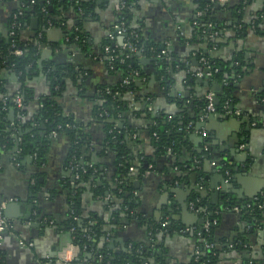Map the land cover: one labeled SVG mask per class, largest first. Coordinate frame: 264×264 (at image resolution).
Masks as SVG:
<instances>
[{
  "label": "crops",
  "instance_id": "crops-1",
  "mask_svg": "<svg viewBox=\"0 0 264 264\" xmlns=\"http://www.w3.org/2000/svg\"><path fill=\"white\" fill-rule=\"evenodd\" d=\"M92 1L90 12L85 16L73 8L54 11L51 7V12L47 11L46 16L53 12L59 25L47 22L48 25L43 26L36 16H31L23 25L21 37L31 41L32 35L36 34L38 60L44 53L42 66L50 64L54 54L64 53L67 60L75 58L76 65L70 67L79 75L78 80L76 82L72 77H65L62 89L54 100L63 115L72 118L83 128L85 142L79 149L78 163L85 168H94V173L98 170L100 175L82 184L79 189H69L72 145L59 134L52 137L39 165L30 155L19 165L14 160L13 152L2 154L0 193L12 196V201L23 206V210H16V218H6L10 229L4 234L0 246L1 264H45L50 260L51 264H63L55 258L62 251L57 250L62 241L71 243L64 224L69 216L68 205L72 198L78 203L81 217L101 223L104 235L98 243V250L105 245L113 254H120L125 252V245H159L157 250L162 254L164 264H191L197 245L193 232L202 228L200 220L204 222L201 211L190 208L192 194L196 193L209 201V194L214 190L222 191V185L230 186L226 192L238 191L246 200L247 196L254 199L264 194V103L258 98L264 92V14H260L264 0H226L224 3L238 5L235 6L238 18L234 19L228 10L219 11L216 16L221 21V31L204 38L199 47L208 52L213 61L230 71V82H221L220 92L228 89L233 111L227 115L215 114L211 123L200 115L196 107L206 94L215 95V90L214 82L197 76L200 70L195 52H192L196 46L187 43L195 9L193 1H138L131 27L140 32L143 40L157 48L162 45L163 52L170 55V64L174 63L175 67L170 71V83L162 85L155 75V60L141 57L152 59L147 64H141L139 59L144 76L135 81L133 90L119 97L126 111L118 127L126 133L127 130L135 132L127 133L125 139L126 147L131 149L128 150L129 155L134 159L140 155L153 157L154 167L141 175L136 173L135 168L130 171L127 179L132 185L135 210L131 213L133 216L120 217L116 221L113 214L116 206L112 200L119 181L114 154L106 150L102 152L105 131L92 114L94 96L99 88H111L120 82V76L111 73L103 62L100 54L102 41L112 38L114 46L118 47L122 45L124 37L117 34L119 0ZM19 7L18 0H0V41L9 36V19ZM32 19L37 20L35 30L31 26ZM75 31L83 35L85 49L69 41V34ZM71 46L78 51L75 52ZM79 81H83L82 86L78 84ZM22 84L29 93L26 118L30 119L37 112L39 101L50 96L52 86L40 70L33 71L22 82L15 74L6 73L0 81V108L3 92L13 94ZM8 111L4 121L12 126L17 116L14 112L10 120ZM235 111L240 116H235ZM147 112L186 119L188 124L183 135L185 146L175 153L168 150L165 155L154 157L155 151L145 130L150 123ZM203 133L206 137H202ZM231 148L233 154L231 162H228ZM195 149L204 151L199 171L197 166L200 162L196 159L198 154L194 152ZM212 151L221 152L231 168L230 174L227 172L226 175L225 172V176H222L218 169L206 162L205 156ZM34 178H38L40 187L32 194L29 188ZM135 182L138 185L135 186ZM96 188L103 193L99 195ZM230 197L235 200V196ZM218 201H222V196ZM166 213L191 231L169 236L158 234V241L154 245L156 238L151 235L148 223L161 221ZM239 218V213L233 209L219 218L217 235L221 239L236 240L243 236L247 241L242 245L243 250L230 249V245L217 264H264V211L254 231ZM89 256H86L87 259H90ZM71 264L93 262L73 261Z\"/></svg>",
  "mask_w": 264,
  "mask_h": 264
},
{
  "label": "trees",
  "instance_id": "trees-1",
  "mask_svg": "<svg viewBox=\"0 0 264 264\" xmlns=\"http://www.w3.org/2000/svg\"><path fill=\"white\" fill-rule=\"evenodd\" d=\"M18 1L20 7L9 19V33L13 23L18 24L19 27L14 29L13 36L9 34L5 40L0 41V81L3 80V75L6 73H13L17 76L19 81L22 82L33 71L40 70V73L46 77V80H48L52 86V93L50 96L39 101L37 112L33 117L28 119L26 118V105L29 101V93L25 90L23 84L18 88L17 92L13 94L8 95L3 92L2 96H4L7 101L5 105L2 103L1 108L4 110L0 108V157L2 154L13 152V157H15L14 160L20 165L26 156L35 155V164L39 165L40 162L43 161L46 149L52 140L51 134L56 132L71 142L72 151L69 160L73 159L82 168V170L77 172L79 175L78 179H75V174L72 173V179L68 185V188L71 190L79 189L82 184L89 183L92 178L100 174L97 169V172L94 173V168H85L78 163V152L85 142L83 128L72 118L63 115L54 100L62 89L64 78L72 77L73 80L77 82V76L79 75L76 74L70 66L58 67L56 70H53V65L50 63L45 66L41 65V68H39L38 45L36 44L37 36L33 34L31 41L23 40L21 31L26 20L31 16H36L43 26H47V22L51 25H59V21L56 20L57 18L53 15V12L46 16L48 7H52L54 11H64L68 8H73L74 11L85 16L90 12V4L93 3V1ZM138 1L139 0H119L118 2V27H123L125 29L122 45L118 47L114 46L113 40L109 38L102 41L100 54L104 58L103 62L111 73L120 76V82L118 85L111 88H99L94 96L95 104L92 114L94 119L101 124L105 131L102 152L106 150L114 154V166L119 181L117 188L113 192L112 200V204L116 206L113 211L115 221L120 217L128 218L135 210L132 185L129 179H127L130 171L135 168L137 170L136 173L141 175L149 169L152 170L154 167L153 157H141L140 155V157L134 159L129 155L131 149L126 147L125 139L128 134H134L135 132L127 130V134L123 129L118 127V122L124 118L126 111L119 101V97L133 90L135 81L144 76L145 73L140 68L139 64V59L141 57L145 56L155 60V75L162 85L170 83V71L175 67L174 63L170 64L169 53L164 52L163 54V51H160L156 45L143 40L140 32L131 27L133 12ZM192 1L195 5V9L193 10L191 31L187 43L196 46L192 48V52H195L194 57L198 62V70L202 72L205 71V66L200 62L201 58L206 59L212 67V76L208 79L214 82L213 85H218L220 88L218 92H215V94L218 95L215 112L219 115H227L226 113L229 112L231 105V98L229 97L228 89L224 88L223 91L220 92V90H222L220 83L225 81L228 84V82H230L229 68L213 61L209 53L199 47L203 44L204 38L221 31L222 24L218 16H216L218 12L228 10L232 14V17L236 19L238 18V14L236 13L235 6L238 5L233 3H218L216 1L208 2L206 0ZM121 6L123 7L121 8ZM197 13H200V16H197ZM260 14H264V4ZM256 27L257 23L254 25L255 29ZM75 37H77V40H75ZM69 41L73 42L75 46L85 49V39L81 32L75 31L69 34ZM128 45L134 47L136 51L130 52ZM209 46L211 47V45ZM105 47H109L108 53L105 52ZM15 50H20L22 55H14ZM113 56L117 58L111 61L110 58ZM135 73H137V75H135ZM124 80H127L128 84L123 85L122 82ZM78 84L82 86L83 81H79ZM106 90H109V94ZM115 93L118 94L115 95ZM16 94H20L23 99L24 108L21 111L16 110L13 105L9 103V99ZM258 98L264 103V92H262ZM226 104L228 105L227 107H225ZM196 107L200 115L204 114V109L206 107L205 100L197 102ZM10 109H13L17 116L12 126L7 125L4 121L5 113ZM100 115L102 116L100 117ZM147 117L150 123L146 126L145 130L155 151L154 157L165 155L168 150L175 153L181 146V148L185 146L183 135L185 134V128L188 124L186 119H177V117L170 118V116L163 114L154 115L150 112H147ZM202 137H206V135ZM16 147L17 150L15 151ZM197 154L198 156H196V159L200 162L197 166L199 171V167L203 161L204 151ZM215 160L218 163L216 169H218L222 176H225V172L231 173L229 172L231 168L225 159L219 158ZM33 181L34 183L29 189L32 194H35L37 190H39L40 185L38 178H34ZM96 192L99 195L103 193L100 188H96ZM189 201L201 211V216L204 221L208 220L211 222L214 219L217 221V224L211 226L207 231L201 230L200 228L194 230L193 233L197 241L196 250H198V258H193L191 264H217L219 257L228 250L230 245L232 247L230 249L233 250L244 249L242 245L246 244V237L240 236L236 240L226 241L217 235L221 214L231 211L234 207H238V213L240 215L239 220H242V222L244 221V223L251 228V231H254V229L259 226V219L264 211V194L257 196L256 199L244 200L238 204L231 199L230 195L225 194L222 197V206L211 204L207 199L201 198V196L196 193L190 196ZM261 204L263 205L262 208L259 207ZM68 206L69 216L64 226L70 234V242L79 250L78 262H100V264H164L162 254L157 250V248L160 247L159 245L154 247H139L135 245L128 247V245H125V252L120 254H113L105 245L98 250V243L104 235L101 229V223L93 219L81 217L79 206L75 198L70 199ZM74 217H76L77 220H73ZM164 222H166L167 225L165 228H161V224ZM148 226L154 239L158 234L169 236L179 233L180 230L184 229L180 223L171 218L170 213H166L164 218L157 223L149 222ZM243 226L242 224L241 227ZM156 241H158L157 238L154 245ZM205 242L210 247L206 248L204 246ZM88 254L92 255L90 259L86 257ZM99 256L101 260H99Z\"/></svg>",
  "mask_w": 264,
  "mask_h": 264
},
{
  "label": "built area",
  "instance_id": "built-area-1",
  "mask_svg": "<svg viewBox=\"0 0 264 264\" xmlns=\"http://www.w3.org/2000/svg\"><path fill=\"white\" fill-rule=\"evenodd\" d=\"M16 1V0H14ZM211 1H216L218 3H224L226 0H211ZM123 6H121L122 8ZM197 16H200V13H197ZM19 25L16 24V23H13L12 26H11V31H10V36H13L14 35V29L18 28ZM125 32V29L122 27V28H119L118 31H117V34L119 36H123ZM75 40H77V37H75ZM110 40H112V38H110ZM126 46V45H124ZM128 49L130 50V52H135L136 49L134 47H131L130 45H128ZM105 52L108 53L109 52V47H105L104 48ZM164 54V52H162ZM14 55L16 56H20L22 55V52L20 50H15L14 51ZM115 58H117L116 56H113L110 58L111 61H113ZM200 62L205 66V71L202 72L200 71L197 76L198 77H205V78H210L212 76V67L209 65V63L206 61V59L204 58H201L200 59ZM135 75H137V73H135ZM123 85H126L128 84V81L127 80H124L122 82ZM106 92L109 94V90H106ZM118 93H115V95H117ZM214 97L215 95L213 93H208L206 94L205 96V102H206V107L204 109V114H202V117L203 118H207L210 114L212 115H215L217 114L215 112V104H214ZM6 99L3 98V105L6 104ZM9 103L13 105V107L18 110V111H21L23 110L24 108V103H23V99H22V96L20 94H16L14 95L13 97H11L9 99ZM228 105L226 104L225 107H227ZM229 113H232V112H227L226 114H229ZM233 114L235 116H240V113L235 111L233 112ZM102 115H100L101 117ZM205 133L202 134V136H204ZM52 137H55L57 136V133L56 132H53L51 134ZM34 159L36 158L35 155L32 156ZM211 165L214 167L215 166V163L214 162H211ZM69 167H70V170L72 173L75 174L74 178L75 179H78L79 178V175L77 172H79L80 170H82V168L72 159L69 163ZM226 175H227V172H226ZM256 199V198H254ZM260 208L263 207V205L261 204L259 206ZM190 208L194 209L195 211H197L198 209L193 205V203H190ZM233 210L235 212H239V208L238 207H234ZM199 211V210H198ZM73 220H77L76 217L73 218ZM217 224V221L214 219L213 221H204V224L202 226V230L204 231H207L211 226H215ZM167 225L166 222L162 223L161 224V228H165V226ZM10 229V223L9 221L6 219V217L4 216L3 214V211H2V208L0 207V246H1V243L3 241V237H4V234L7 233ZM191 229L189 228H184L182 230H180L179 232L180 233H184V232H190ZM193 231V230H192ZM201 231V230H200ZM204 246L206 248L210 247L206 242L204 243ZM78 254H79V250L78 248L73 245L72 243L68 244V246H66V248H64L62 251H60L58 254H57V257L55 258V260L58 262V263H63V264H71L73 263V261H75L76 258H78ZM91 256V255H90ZM92 257V256H91ZM90 257V258H91ZM195 259L198 258V250H196L195 252ZM99 260H101V257L99 256ZM52 261L50 260L49 262L45 263V264H51ZM93 264H100V262L98 263H93Z\"/></svg>",
  "mask_w": 264,
  "mask_h": 264
},
{
  "label": "water",
  "instance_id": "water-1",
  "mask_svg": "<svg viewBox=\"0 0 264 264\" xmlns=\"http://www.w3.org/2000/svg\"><path fill=\"white\" fill-rule=\"evenodd\" d=\"M206 1H210V0H206ZM48 11L49 12H51V7H48ZM36 24H37V20L36 19H32L31 20V26L34 28V30L36 29ZM43 48H45V46L43 45L42 46ZM73 49H74V51L76 52V50L78 51V49L75 47V46H71ZM158 49L160 50V51H163V47H162V45H159L158 46ZM50 52V51H49ZM43 56H44V53H43V55L40 57V59H39V61H38V66H39V68H41V60H42V58H43ZM152 61V59H145V58H142V59H140V63L141 64H147V63H149V62H151ZM74 62H76L75 61V58H72V60H67V56H66V54H64V53H59V54H54V55H52V57L50 58V63L53 65V70H56L58 67H67V66H71V65H76V63H74ZM195 81H197V82H199L200 81V79H196ZM208 83L206 82L205 83V85H207ZM219 87H218V85H214V90H215V92H218L219 91ZM217 96L218 95H216L215 94V97H214V104L216 105L217 104V102H218V99H217ZM166 107L168 108V109H171L170 108V106L169 105H166ZM229 111L230 112H232L233 111V107L232 106H230V108H229ZM9 116H10V120L13 118V116H14V110L13 109H10L9 111ZM168 113H170V112H168ZM214 115H212V114H210L208 117H207V121L208 122H212V120L214 119ZM119 126H120V124H119ZM17 150V147L15 148V151ZM202 150L201 149H195L194 150V152L196 153H200ZM236 153H237V151H235ZM232 154H233V151H232V148L229 150V155H230V159H228V162H231V158H232ZM219 158H223V156H222V154H221V152L219 151V152H216V151H212L211 152V154L210 155H208V156H205V159H206V162L210 165L211 164V162H213V160L214 159H219ZM216 165H218V163L216 162ZM213 168H216V166H214ZM135 186L136 185H138V182H135V184H134ZM226 188H230V186H227V185H222V191H218V190H214V192H212V193H210L209 194V202L211 203V204H214V205H219V206H222V202H219L218 201V198L220 199L221 198V196L223 197V195H225V194H227V195H233V196H235V202L238 204L239 202H241V201H244V200H246V198L245 197H243L244 195L243 194H241L240 192H235V191H233V190H231V191H228V192H226ZM213 189V188H212ZM203 196H205L206 194L205 193H201ZM221 194H223V195H221ZM254 195V194H253ZM252 195V196H253ZM252 199V197H250V196H247V200H251ZM4 202H6V204H5V206H4V208H2V211H3V214H4V216L6 217V218H8V219H12V218H16L17 216H16V210L18 209V210H23V206H19V204L18 203H16V202H13L12 201V196H8L7 194H3V193H0V207H1V205L4 203ZM173 220H177V218H174V217H171ZM200 225L202 224L203 225V220H200ZM201 230H202V228H201ZM68 244H70L69 243V241H62L60 244H59V247L57 248V250H63L64 248H66V246L68 245ZM89 257H91V256H89ZM75 261H78V258H76L75 259Z\"/></svg>",
  "mask_w": 264,
  "mask_h": 264
}]
</instances>
